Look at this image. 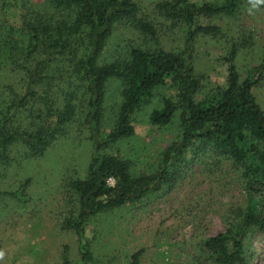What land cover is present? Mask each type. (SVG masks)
Listing matches in <instances>:
<instances>
[{
	"label": "trees",
	"instance_id": "1",
	"mask_svg": "<svg viewBox=\"0 0 264 264\" xmlns=\"http://www.w3.org/2000/svg\"><path fill=\"white\" fill-rule=\"evenodd\" d=\"M245 4L249 0L159 3L157 9L166 18L185 27L184 51H167L150 23L134 20L137 30L151 36L153 46L133 47L124 59L98 66L113 25L135 16L137 6L132 0H42L40 4L0 0V73L9 80L1 86L0 163L9 162L12 153L13 162L42 156L58 135H65L76 107L87 109L85 122L97 128L106 84L111 80L120 83L121 103L115 128L104 144L129 138L134 134L132 115L170 80L181 92L179 103L164 98L162 107L151 113L150 123L167 125L181 108L179 146L189 149L190 161L211 153L231 164L246 193V204L233 210L231 224L205 239L203 247L216 264H247L250 235L264 232V110L253 95L264 75V54L258 66L242 78L245 72L236 59L249 40L238 31L229 36V30L199 22L235 16ZM198 36L224 39L229 45L222 58L225 84L211 88L201 101L193 97L196 89L189 65ZM54 86L59 88L61 103L52 101ZM166 163L156 175L136 176L128 160L95 153L86 177L68 185L79 210L75 220H66V226L82 237L91 209L119 208L137 198L146 184L168 183L175 175L167 173V166L173 165L170 159ZM27 185L26 180L20 189L5 195L19 200ZM80 251L83 259H91L86 245ZM138 258V252L133 254L130 264H137Z\"/></svg>",
	"mask_w": 264,
	"mask_h": 264
},
{
	"label": "rangeland",
	"instance_id": "2",
	"mask_svg": "<svg viewBox=\"0 0 264 264\" xmlns=\"http://www.w3.org/2000/svg\"><path fill=\"white\" fill-rule=\"evenodd\" d=\"M27 1L40 4L42 0ZM132 1L137 6L135 16L113 25L98 66L124 59L133 47L153 46L151 36L137 30L134 20L150 23L167 51H184L185 27L157 9L159 3L171 0ZM188 2L220 4L224 0ZM199 22L218 26L223 32L229 30V36L238 31L249 40L236 59L240 71L245 72L242 78L248 69L258 66L264 54V4L257 8L245 4L235 16L202 18ZM227 48L224 39L197 37L189 62L196 101L203 100L214 86L225 84L222 58ZM6 81L8 75L0 73V110L1 86ZM169 81L132 115L134 134L129 138L104 144L115 128L121 103L120 83L111 80L106 84L97 128L85 122L87 109L83 112L76 107L65 135H58L42 156L13 162L12 153L9 162L0 163V252L4 253L0 264H130L137 252V264H216L204 252L203 242L226 230L233 221V210L245 206L246 193L227 161L211 153H201L190 161L189 149L179 146L181 108L167 125L150 123L151 113L162 107L164 98L179 103L181 92ZM253 95L264 110V75ZM60 99L59 88L54 86L52 101L61 103ZM97 152L128 160L136 176L156 175L170 159L173 165L167 166V173L175 177L168 183L146 184L137 198L119 208L91 209L81 237L66 226V220H75L79 210L68 185L86 177ZM26 180L21 199L5 195L20 189ZM83 244L91 259H83ZM246 250L247 264H264V232L251 234Z\"/></svg>",
	"mask_w": 264,
	"mask_h": 264
},
{
	"label": "clouds",
	"instance_id": "3",
	"mask_svg": "<svg viewBox=\"0 0 264 264\" xmlns=\"http://www.w3.org/2000/svg\"><path fill=\"white\" fill-rule=\"evenodd\" d=\"M249 3L252 5L253 8H257L260 5L264 4V0H249ZM4 255L3 252H0V258Z\"/></svg>",
	"mask_w": 264,
	"mask_h": 264
},
{
	"label": "built area",
	"instance_id": "4",
	"mask_svg": "<svg viewBox=\"0 0 264 264\" xmlns=\"http://www.w3.org/2000/svg\"><path fill=\"white\" fill-rule=\"evenodd\" d=\"M109 180H111V179H109ZM111 185H113V183Z\"/></svg>",
	"mask_w": 264,
	"mask_h": 264
}]
</instances>
